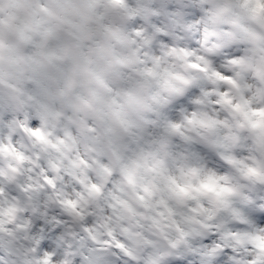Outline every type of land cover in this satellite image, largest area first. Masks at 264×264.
<instances>
[{
    "label": "clouds",
    "instance_id": "9594fccd",
    "mask_svg": "<svg viewBox=\"0 0 264 264\" xmlns=\"http://www.w3.org/2000/svg\"><path fill=\"white\" fill-rule=\"evenodd\" d=\"M0 264H264V0H0Z\"/></svg>",
    "mask_w": 264,
    "mask_h": 264
}]
</instances>
